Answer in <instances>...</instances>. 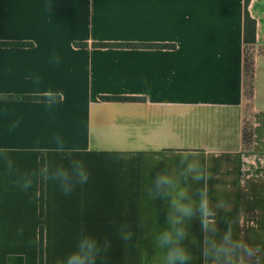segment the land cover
I'll return each mask as SVG.
<instances>
[{
	"label": "crops",
	"instance_id": "obj_1",
	"mask_svg": "<svg viewBox=\"0 0 264 264\" xmlns=\"http://www.w3.org/2000/svg\"><path fill=\"white\" fill-rule=\"evenodd\" d=\"M245 11L246 0H0V264H39L41 227L44 264H67L85 241L99 250L89 264H166L159 237L180 229L186 264H264V205L245 206L247 185L264 181V0L248 6L251 150Z\"/></svg>",
	"mask_w": 264,
	"mask_h": 264
},
{
	"label": "trees",
	"instance_id": "obj_2",
	"mask_svg": "<svg viewBox=\"0 0 264 264\" xmlns=\"http://www.w3.org/2000/svg\"><path fill=\"white\" fill-rule=\"evenodd\" d=\"M252 0H246L245 22H244V42L246 45L245 51V96L247 100L246 119L243 130V142L246 149H251L254 142V128L249 117H252L253 112V98L255 88V44H256V21L250 16L248 6ZM101 46H108L101 44ZM251 51V52H250ZM103 101L114 102H138L140 98L136 97H103ZM44 187H45V161L44 157L40 164V215L43 217L44 213ZM39 264H44V235L43 228L40 230V256Z\"/></svg>",
	"mask_w": 264,
	"mask_h": 264
},
{
	"label": "clouds",
	"instance_id": "obj_3",
	"mask_svg": "<svg viewBox=\"0 0 264 264\" xmlns=\"http://www.w3.org/2000/svg\"><path fill=\"white\" fill-rule=\"evenodd\" d=\"M201 178L202 177L199 175L193 176L194 180H199ZM161 183H170V180L165 176H158L156 179V185L159 186ZM185 195L186 193L184 190L179 192V196L184 197ZM172 203L176 210L184 216H191L193 214V209L190 206L180 203L176 199H173ZM199 209L202 216L207 217L210 215L206 193H201ZM184 235L183 230L180 229L177 230L175 236L171 231H166L159 237V243L161 246H170L165 256L166 264H186V261L189 259L188 255L185 253L183 248L176 246L179 241L183 239ZM130 238L131 233L124 236V239ZM98 251L99 250L96 248L95 242L85 241L80 245L79 251L68 257L67 264H89L90 261L94 260Z\"/></svg>",
	"mask_w": 264,
	"mask_h": 264
},
{
	"label": "rangeland",
	"instance_id": "obj_4",
	"mask_svg": "<svg viewBox=\"0 0 264 264\" xmlns=\"http://www.w3.org/2000/svg\"><path fill=\"white\" fill-rule=\"evenodd\" d=\"M247 104L248 103H246V106ZM251 149H246V150H251ZM247 187L249 188H247L248 191L245 193L246 194V197H245L246 210L250 211L252 207L258 208L259 203L261 205H264L262 204V202L264 203V181H253L250 184H248Z\"/></svg>",
	"mask_w": 264,
	"mask_h": 264
}]
</instances>
